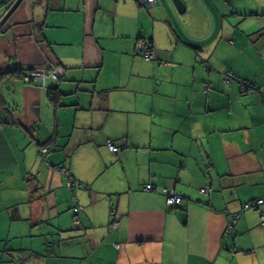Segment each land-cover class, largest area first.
<instances>
[{"label":"crops","instance_id":"obj_1","mask_svg":"<svg viewBox=\"0 0 264 264\" xmlns=\"http://www.w3.org/2000/svg\"><path fill=\"white\" fill-rule=\"evenodd\" d=\"M182 2L0 6V264H264V0Z\"/></svg>","mask_w":264,"mask_h":264},{"label":"built area","instance_id":"obj_2","mask_svg":"<svg viewBox=\"0 0 264 264\" xmlns=\"http://www.w3.org/2000/svg\"><path fill=\"white\" fill-rule=\"evenodd\" d=\"M143 2H149V3H154L155 0H141ZM145 56L148 58H152V52L150 50H146L145 51ZM64 74V71L62 69H58L56 72H51L50 73V77H52L53 79H57L61 76H63ZM226 77H235V75L232 73V72H228V74L225 75ZM47 77L46 73L44 72L43 69H35L33 71H31L30 73H28L24 79L26 81H31V80H35V79H39V80H45ZM241 82L245 83V81H242L240 80ZM109 146H110V149L113 153H117L118 151V148L116 146H114L112 143H109ZM51 150V147H44L40 150V153L41 155L47 159V155L48 153L50 152ZM146 190L150 191L153 189V185L152 184H148L146 185L145 187ZM167 194V203L169 205H172V206H178L182 203V197L180 195H177L175 194V192H170L169 190L165 189L164 190ZM202 192H206L207 189L206 188H202L201 189ZM262 203H264V200H257V201H254V202H250L248 204L245 205V208H248V207H251V206H254V207H258L260 206ZM76 211H81L82 208L80 207H77L75 209ZM263 220H264V216H263Z\"/></svg>","mask_w":264,"mask_h":264},{"label":"trees","instance_id":"obj_3","mask_svg":"<svg viewBox=\"0 0 264 264\" xmlns=\"http://www.w3.org/2000/svg\"><path fill=\"white\" fill-rule=\"evenodd\" d=\"M136 1H138L139 3H141V4H149L150 6H153V5H155V2L157 1V0H155V2L154 3H149V2H143V1H141V0H136ZM18 3V1L17 0H6V1H3V2H1L0 3V6L1 5H4V4H8V7L9 8H11L14 4L16 5ZM18 5V4H17ZM39 26H43V24H39ZM2 28V26H0V29ZM146 50H150L151 52L153 51V48L152 47H149V46H147L146 45V47H144L143 48V51L141 52L143 55H144V57L147 59V57L145 56V51ZM149 59V58H148ZM44 72H45V70H44ZM22 73H25L24 71H22ZM46 73V72H45ZM20 74H21V72H20ZM20 74H18V75H20ZM27 74H24V76H23V81H25V82H28V81H26L25 79H24V77L26 76ZM46 75H47V73H46ZM49 76H50V74H49ZM47 77H48V75H47ZM46 77V78H47ZM60 78V77H59ZM59 78H57V79H55V80H59ZM35 80H39V79H35ZM46 80V79H45ZM45 80L43 81V80H39L40 82H42V83H44L45 82ZM246 84L248 85V83L246 82ZM55 89H51L50 90V94H49V98H50V100L52 101V102H56V101H58V98H57V94H56V92L54 91ZM0 113H3V111H1V109H0ZM0 123H4V121L3 120H0ZM51 147V150H52V148H53V146L52 145H45V146H43V147H41V149L42 148H44V147ZM51 150H50V152H51ZM49 152V153H50ZM48 153V154H49ZM48 158V157H47ZM50 163V162H49ZM56 168L59 170V171H61V172H64V173H66L68 176H69V182H68V186H69V188H71V190L74 192V194H75V185H76V181L74 180V178H73V176L71 175V173H70V171H69V169H66V167L65 166H62V165H57L56 166ZM77 207H80V208H82V206H80V205H77L76 207H75V209L77 208ZM54 239H55V241H52L53 243V245L54 244H56V246H58V244L61 242V237L60 236H58V237H54ZM50 244H51V242H50ZM50 248V247H49ZM52 249H49L48 250V252L50 253V254H53L54 253V250H53V246L51 247Z\"/></svg>","mask_w":264,"mask_h":264},{"label":"rangeland","instance_id":"obj_4","mask_svg":"<svg viewBox=\"0 0 264 264\" xmlns=\"http://www.w3.org/2000/svg\"><path fill=\"white\" fill-rule=\"evenodd\" d=\"M149 28H150V26H148V30H149ZM164 38H162L161 39V41L159 42V43H163L164 42ZM143 54H142V56H140L141 58H143ZM110 59L112 60V63L109 65V66H107V68H106V70L104 71V72H106L107 71V69H109V68H111V67H119L120 65H122L123 66V70H122V77L125 79V80H127V79H135L136 78V72L134 71V69H133V72H132V65L135 63V62H138V56H134V55H130V56H111L110 55ZM135 65H138L137 63H135ZM117 71V70H116ZM228 71L229 70H226V72L224 73V75H223V77L226 75V74H228ZM138 78V77H137ZM158 78L160 79V80H163L164 81V84H171L170 83V79H166V78H164V77H162V76H158ZM232 78H234V77H224V79L225 80H227V81H231L232 80ZM142 81V80H141ZM209 90H210V87H207L206 89H205V92H209ZM121 92H123V91H119L118 93H116V94H121ZM131 98H134L135 96H136V93L134 92V91H127L126 92ZM47 157H48V155H47ZM44 158V157H43ZM46 159V158H45ZM47 160V159H46Z\"/></svg>","mask_w":264,"mask_h":264},{"label":"water","instance_id":"obj_5","mask_svg":"<svg viewBox=\"0 0 264 264\" xmlns=\"http://www.w3.org/2000/svg\"><path fill=\"white\" fill-rule=\"evenodd\" d=\"M19 1H20V0H19ZM19 1H18V3H19ZM172 2H173V4L176 6V8L178 9V11H180V12H183V11H184L185 5H184V3L182 2V0H172ZM4 22H5V21H4ZM4 22H2V23L0 24V26H2Z\"/></svg>","mask_w":264,"mask_h":264}]
</instances>
